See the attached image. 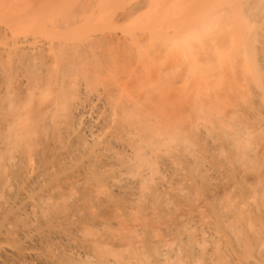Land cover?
Returning a JSON list of instances; mask_svg holds the SVG:
<instances>
[{"label":"bare ground","instance_id":"obj_1","mask_svg":"<svg viewBox=\"0 0 264 264\" xmlns=\"http://www.w3.org/2000/svg\"><path fill=\"white\" fill-rule=\"evenodd\" d=\"M0 264H264V0H0Z\"/></svg>","mask_w":264,"mask_h":264}]
</instances>
